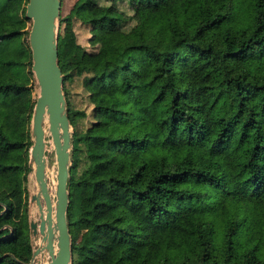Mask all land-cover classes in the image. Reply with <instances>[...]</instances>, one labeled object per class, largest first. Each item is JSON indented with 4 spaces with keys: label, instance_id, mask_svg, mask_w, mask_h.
<instances>
[{
    "label": "trees",
    "instance_id": "16d2710c",
    "mask_svg": "<svg viewBox=\"0 0 264 264\" xmlns=\"http://www.w3.org/2000/svg\"><path fill=\"white\" fill-rule=\"evenodd\" d=\"M10 1L0 0V264H23L36 85L27 0ZM57 63L73 128L71 264H264V0H74L60 10ZM91 184L89 213L75 188Z\"/></svg>",
    "mask_w": 264,
    "mask_h": 264
},
{
    "label": "water",
    "instance_id": "95a60500",
    "mask_svg": "<svg viewBox=\"0 0 264 264\" xmlns=\"http://www.w3.org/2000/svg\"><path fill=\"white\" fill-rule=\"evenodd\" d=\"M60 7V0H27L25 4L24 16L30 20L27 35L30 69L37 87L30 118L28 176L33 173L38 188L28 193L30 258L22 262L6 253L23 264H71L72 259L66 210L73 128L62 88L63 75L57 63ZM48 145L54 153L53 171L46 164ZM49 185L53 186L51 191ZM32 206L36 209L34 215Z\"/></svg>",
    "mask_w": 264,
    "mask_h": 264
},
{
    "label": "rangeland",
    "instance_id": "374dc122",
    "mask_svg": "<svg viewBox=\"0 0 264 264\" xmlns=\"http://www.w3.org/2000/svg\"><path fill=\"white\" fill-rule=\"evenodd\" d=\"M74 0H63L62 5H61V13L64 14L68 11L69 7L73 3ZM23 6V1L22 0H13L10 1L9 3L6 4L5 8L8 10H13L17 9L19 10ZM0 21L1 22H7L6 19L2 16H0ZM77 34L79 39L84 42V38L86 35V31L83 28H77ZM7 46H10L14 49L15 53L17 56H26L28 54L27 49H22V47L19 44V41L17 39L7 41L6 43ZM81 77L74 76L73 79L69 82H67V87L69 91V95L74 97L75 100H79L80 97V92H81ZM37 91V87H35V93ZM82 104V103H81ZM89 106L86 105L85 109L88 110ZM50 148V149H49ZM46 162L48 164V167L51 171L55 169V164H54V153L52 147L48 145V149L46 150ZM53 168V169H52ZM32 173L29 174L27 182H26V188L28 193L31 192V190H34V184H33V179H32ZM95 192H96V185L91 184L89 187L84 188L83 186H78L75 188V194L78 198L77 202L81 203L83 207L87 210V212H91V210L95 207ZM30 204L28 206L30 210ZM31 207V212H32ZM31 214V213H30ZM29 214V216H30Z\"/></svg>",
    "mask_w": 264,
    "mask_h": 264
},
{
    "label": "bare ground",
    "instance_id": "6f19581e",
    "mask_svg": "<svg viewBox=\"0 0 264 264\" xmlns=\"http://www.w3.org/2000/svg\"><path fill=\"white\" fill-rule=\"evenodd\" d=\"M50 149V148H49ZM46 164H47V162H46ZM53 169V168H52ZM45 173L46 174H48V170L46 169L45 170ZM32 179H33V184H34V190H36L37 188H38V185H37V183H36V181H35V179H34V175H33V173H32ZM49 189H50V191L53 189V186L52 185H49ZM33 190V191H34ZM36 213V209H35V207L33 206V208H32V214L34 215ZM40 256L41 255H39V258H40Z\"/></svg>",
    "mask_w": 264,
    "mask_h": 264
}]
</instances>
